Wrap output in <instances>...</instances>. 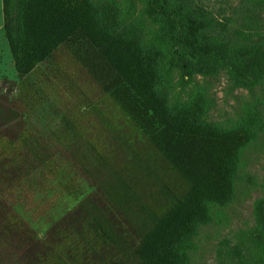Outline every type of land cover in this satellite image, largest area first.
<instances>
[{
    "label": "rangeland",
    "instance_id": "rangeland-1",
    "mask_svg": "<svg viewBox=\"0 0 264 264\" xmlns=\"http://www.w3.org/2000/svg\"><path fill=\"white\" fill-rule=\"evenodd\" d=\"M159 2L0 0V264L93 200L134 127L192 181L142 264H264V63L235 68L263 60L264 0ZM191 24L225 55L189 57Z\"/></svg>",
    "mask_w": 264,
    "mask_h": 264
},
{
    "label": "trees",
    "instance_id": "trees-1",
    "mask_svg": "<svg viewBox=\"0 0 264 264\" xmlns=\"http://www.w3.org/2000/svg\"><path fill=\"white\" fill-rule=\"evenodd\" d=\"M151 5L156 13L167 12L159 0H152ZM7 20H12L10 11ZM177 44L195 59L225 55V46L206 39L195 24L179 36ZM262 59L253 58L246 67L235 68L248 77L260 72L264 55ZM134 130L133 135L113 136L123 159L116 166H106L105 179L92 201L66 216L46 240L22 230L28 264H142L149 233L159 222L167 221L192 181L144 131ZM258 239L249 242L258 246ZM262 248L260 259L264 261Z\"/></svg>",
    "mask_w": 264,
    "mask_h": 264
}]
</instances>
